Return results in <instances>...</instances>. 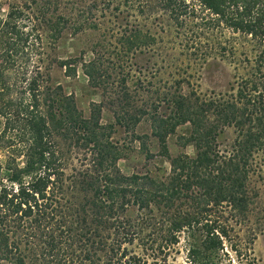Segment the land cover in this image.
Instances as JSON below:
<instances>
[{
    "label": "trees",
    "instance_id": "16d2710c",
    "mask_svg": "<svg viewBox=\"0 0 264 264\" xmlns=\"http://www.w3.org/2000/svg\"><path fill=\"white\" fill-rule=\"evenodd\" d=\"M62 1L41 6V18L15 3L0 14V264H173L181 236L187 264H231L229 256L222 260L226 246L242 262L229 229L231 221H248L252 177L264 179V0H147L148 13L157 9L166 26L187 28L195 46L221 51L233 69L226 90L202 93L181 77L148 91L142 105L128 77H120L115 123L149 158L143 135L134 133L146 118L157 154L168 162L158 174L123 173L114 124L101 122V104L92 103L86 117L51 83L38 28L61 37ZM154 43L140 29L118 39L126 53ZM95 47L81 64L98 87L104 83ZM56 62L75 75L69 61ZM228 129L233 137L222 145ZM171 136L182 149L175 155ZM244 264L257 263L252 257Z\"/></svg>",
    "mask_w": 264,
    "mask_h": 264
},
{
    "label": "rangeland",
    "instance_id": "374dc122",
    "mask_svg": "<svg viewBox=\"0 0 264 264\" xmlns=\"http://www.w3.org/2000/svg\"><path fill=\"white\" fill-rule=\"evenodd\" d=\"M49 1L0 0V14L6 13L8 3H15L29 7L26 9L34 17L41 18L40 7ZM147 3V0H63L60 8L66 15V21L61 37L55 40L50 35L52 32L38 28L40 41L37 47L44 56V66L49 65L51 83L60 85L64 93L71 94L86 117L92 103L101 104V122L114 124L112 139L121 150L118 167L125 174L162 173L167 171L168 162L157 154V146L150 136V124L146 118L135 127L134 133L143 135L142 141L152 153L149 158L139 140L133 139L132 132L115 123L112 99L116 96L113 90L118 88L120 77H128L130 93L137 104L142 105L147 96L151 95L147 94L148 91L154 92L177 78H185L192 87L200 89L202 93H209L226 90L233 75L232 66L226 59L228 57L221 51L205 43L195 46L194 34L175 24L166 26L164 19L158 17L161 15L159 10L147 12ZM79 23L85 26L76 30ZM135 29L143 33L148 31L155 37L150 50L126 53L124 48L121 49L118 44L121 34ZM74 31H77L76 34ZM95 45L103 75L99 78L104 83L98 87L90 84L81 64L92 57L90 50ZM60 59L69 61L70 66L75 67V75H67L65 69L56 62ZM149 83L152 85L149 86ZM160 109L169 112L163 105ZM184 130V127L178 128L177 133ZM232 137V130H226L220 139L222 145L230 142ZM167 142L171 155L182 150L176 144L175 136H171ZM184 150L189 155L194 154L192 146ZM251 184L256 192L253 212L243 225L231 221L233 226L229 229L231 243L240 250L239 258L242 262L238 263L235 252L228 246L225 247L227 256L222 255V260L226 262L229 256L231 264H244L252 257L257 264H264V221L262 226L256 224L258 217L264 218V179L253 176ZM179 243L176 248L178 252H174L169 261L173 264H187L186 242L182 236Z\"/></svg>",
    "mask_w": 264,
    "mask_h": 264
}]
</instances>
